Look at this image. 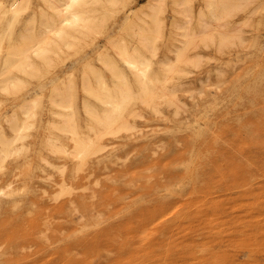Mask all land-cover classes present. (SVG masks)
Masks as SVG:
<instances>
[{"label":"rangeland","instance_id":"374dc122","mask_svg":"<svg viewBox=\"0 0 264 264\" xmlns=\"http://www.w3.org/2000/svg\"><path fill=\"white\" fill-rule=\"evenodd\" d=\"M258 1L250 7L252 12L248 19L242 20L240 13L232 20L234 23L231 21L230 26H241V34L245 36L242 44L222 50L215 49L214 45L197 47L191 54L198 61L196 67L183 66L182 74L171 80V87L176 85L178 111L164 104L158 106V114L138 108L131 137L111 138L110 141L106 138L104 143L110 147L105 146L98 155L99 165L92 166L93 162H90L82 167L83 171L77 172V176L85 175L87 181L81 180L83 189L73 190L70 196H60L56 183L60 175L65 177L70 173L71 162L54 156L44 146L48 135L57 138L62 145L70 144L67 137L57 135L49 128L55 118L49 112V95L60 80L72 74L79 95L78 117L80 124L85 126L88 121L80 109L82 102L86 99L91 106L99 107L82 95L80 76L87 70L85 63L103 72L97 55L110 50L108 39L103 36L96 40V46H84L77 52L62 55L61 63L52 67L49 74H43L42 79L26 81L22 77L21 94L19 92L15 97L0 95V111L7 116L17 113L22 118L20 107L36 96L39 107L45 108L44 113L37 110L20 154L7 158L0 173V187L4 191L7 188L3 186L8 180L19 187L25 182L23 191L20 187L18 193L33 201L28 199L27 203L23 199L24 202L9 209L14 213L23 211L31 217L38 215L41 220L37 219L36 227L39 230L26 232L28 227L22 228L24 225L19 219L18 222L13 216L7 219L4 225H8L3 226L1 235L4 234L0 236V264H13V261L14 264H264V84H261L264 83V0ZM149 3L152 1L125 0L123 12L115 14L108 22L109 41L122 37L134 46L135 39L124 30L126 20L138 25L144 24L142 20L148 22L145 14ZM202 4L203 0L193 2V23ZM171 8V0H167L165 11L160 15L165 35L158 49V58L162 59L172 56L166 46L171 43L170 36L173 37L172 23L180 21ZM247 123L248 127L244 126ZM246 128H250L251 134L245 131ZM198 131H203L195 144L200 156L190 162L187 159L189 142ZM6 134L10 135L9 130ZM213 137H218L217 143L212 141ZM168 150L174 151L172 155L176 160L168 158ZM181 159H184L183 163ZM185 164L192 166L193 175L183 176ZM24 172L31 174L27 176ZM69 198L72 203L67 201ZM28 216L25 218L30 220ZM16 244L27 247L24 252L11 249ZM8 247H11L10 256L2 254Z\"/></svg>","mask_w":264,"mask_h":264},{"label":"bare ground","instance_id":"6f19581e","mask_svg":"<svg viewBox=\"0 0 264 264\" xmlns=\"http://www.w3.org/2000/svg\"><path fill=\"white\" fill-rule=\"evenodd\" d=\"M151 1L152 3L148 4V12L147 14H145L146 17L148 18V22L142 20L144 24L138 25L133 22H128V20L130 19L126 20L124 30L128 31L133 36L136 42L134 46H130L129 44H127L124 38L120 36H119L120 38H116V39L114 38L109 41L110 35L107 34L109 27L108 25L109 20H111V18H113L115 14L118 13L120 14V12H123L125 0H0V95L12 96V97L17 96V94L21 91V89L24 86V81L22 77L26 78L25 79L26 81H28L27 79H31V80L39 79L42 77L43 74H46L49 72L50 69H53L52 67H55L56 65L61 63L62 55L64 56V54H67L70 51L77 52L79 48L84 46L95 45L96 40L103 36H105V38L108 39L107 43L109 44L110 50L108 52H100L97 55V60L103 72H99V69L96 70V68L94 69L93 66H92L93 68L90 67L89 66L90 63H88V65L85 63V65L87 66V68L85 69L87 70L86 71L82 70L83 73L82 76H80L81 78L80 91L82 95L86 98L92 99V101L96 102L99 107L96 109L93 105L91 106L88 102H85L86 99L82 102V104L80 105V109L82 110L81 112L84 113L88 121V123L85 126H82L79 121V117H78L79 95L77 96V86L76 83L74 82L73 77L71 76L72 74L66 77L65 79L60 77L63 80H60L58 86H54L52 88L51 93L49 95V105H50L49 112L55 116L54 118L55 120L54 119L52 120L53 121L52 124L51 125L48 124L49 128L50 130L54 131L57 135L67 137L70 142L69 146H66L65 144L62 145L57 138L51 137L49 135L46 137V140L44 142L45 148L50 153H52L54 156L58 158L68 160V162L70 161L72 164L71 167L72 171L70 168V173L65 177L63 176L61 177L60 175V180H58L59 182L56 183L59 185L58 194L60 196L61 195L70 196L73 190L84 187L83 186L84 184L82 183L81 180L85 179L86 177L85 175L77 176V172L85 168L84 166H87L86 165L87 163L90 164V162H93L92 166H94V164L97 165V163L100 160V157H98V155L102 153V150L104 149L105 146L110 147L109 145H106L104 143V140L106 138L108 139V141H110L109 139L111 138L115 139L120 137L121 138L131 137L130 135L132 134L133 130H135L134 119L136 116H138L137 113L138 108L140 107L147 108L150 109L152 113L158 114L159 113L158 106L164 104L165 106L174 107V109L178 111V105H176L178 103L177 101L178 99L176 96V91L174 89L175 88L174 86L176 85L172 86L173 87L172 88L171 85L173 83L171 80H173L176 77H179L182 74L183 66L190 65L196 67L198 61L194 60L191 54L192 53L194 54L195 52L194 49H196L197 47L198 48L199 46L208 47L209 45H214L216 47L215 49L222 50L223 48H226L230 45L242 44L244 42L245 36L243 37L241 34L242 29L239 28L241 26H239L240 25L239 24L238 27L236 26V28L232 27V25L230 26L231 21L234 19L236 15L240 13L242 15L241 16L242 20L248 19V17H250L249 16L250 13L252 12L251 6L257 0H203L202 8L198 6L201 9L198 10L199 12L197 13V17L195 18L194 23L192 22V18L194 16L192 15L194 0H171L172 8L170 10L179 15L180 21L176 20L172 23L171 27L173 31V37L171 38L170 36L171 43L169 44V46H166L167 51L171 53L172 56L170 57L165 56L164 59L158 58V49H159V43H163V39L165 38L163 24L160 15H162L163 14L162 12L165 11L167 0H151ZM232 22L234 23V21ZM186 70L187 69H185V71ZM58 80L59 79H57V81ZM251 80L254 81V79ZM257 80H259V78ZM261 84L264 83L262 82ZM253 94L251 95L252 96L256 95ZM35 98L36 99L27 101L21 107L19 106L21 117L23 116L22 118H20L17 113H16L17 115L13 113L11 115L8 114L9 116H7L0 111V173L1 171H3L2 168L3 167L5 168L4 162L6 161V159L9 157L18 156L20 154V151L23 149V139L27 136V131L35 122L36 116L38 114L37 110H40L41 113L42 112L44 113L43 109L45 108L42 107L40 108L39 107L40 101L37 99V96ZM38 107L40 109H38ZM140 110L141 109H139V111ZM245 125H247L248 127V123L244 124V126ZM250 128H252V126H250ZM249 129L246 128L245 131H248ZM6 130H9L10 135L6 134ZM203 130L205 131V129ZM202 132L203 131H201V133ZM249 132H251V130L248 131L247 133ZM254 132L256 133V131ZM201 133L199 131L195 132V134H193L194 135L193 140L189 142V147H188L189 152L187 159L190 162L199 159L200 154L195 149V144L197 142L196 140L199 139ZM201 137L203 136L201 135ZM212 141L217 143L218 137H213ZM172 153H174V151L168 150L166 155L168 156V158H172L176 160L175 156H173ZM226 155L229 156V154ZM92 157H94V161H91L93 159ZM112 157H109L110 160ZM230 157L233 158L234 156L233 157L230 156ZM103 159L107 161L106 158L103 157ZM182 160L184 159H181L180 162H182ZM103 163H105V161H103ZM61 167H63V165ZM191 167L192 166H189L187 164L184 165L183 176L193 175L192 173L194 172V169L192 172ZM63 170L64 169H62V171ZM113 172L115 173V171ZM24 174L28 176L31 173L24 172ZM108 175L106 176L108 177ZM93 180H96V178L94 177ZM8 181H6L7 184L3 186L4 188L5 187L7 188L6 191H4L2 187H0V236L4 234L3 232V234L1 235V231L3 229V226L6 225V224L4 225L5 221L9 219L11 216H13L14 219L16 220L19 219L20 221L19 223L25 226V227L22 226V228L28 227L29 229L27 228L26 232L28 230L31 233L35 229H38V227L36 226L38 225L37 222H39L37 221L39 216L33 215L34 217L33 216L31 217L28 216L29 214L24 215L23 211H18L17 213H14V211L11 212L9 209V207H14V208L17 207V203H19L20 201L24 202L23 199H26L25 201H28L29 198H24L22 195L18 193V191H20V187H22L25 182L22 183L19 187V186H13L12 184L13 181L10 182ZM86 184L87 183H85V185ZM34 185L35 184H33V186ZM23 187H22V191L24 189ZM38 190H40V188ZM98 195H100V193ZM90 196L92 197V195ZM71 198L66 200L68 202H71V200L73 199ZM29 200L32 199L30 198ZM27 203H29V201ZM25 216H28L31 219L28 220L25 218ZM152 216L154 217V215ZM153 217L151 219H154ZM16 222H18V220ZM85 227L86 226H84V228ZM12 228L14 229V226ZM109 228L111 230V227ZM77 230H79V228ZM138 230L141 232V229L138 228ZM125 232L129 234L127 230H125ZM9 237L11 239V235ZM129 237L131 238V236ZM25 246H26L25 244H16L15 247L11 246L12 248L11 247L10 248L15 249L16 251L20 250L24 252L23 250H25V248L27 247ZM10 248L9 247L6 248L2 254L7 253V255H9L8 251H10ZM19 256L18 259L20 258ZM22 259H24V256ZM14 263L15 262L13 261V264Z\"/></svg>","mask_w":264,"mask_h":264}]
</instances>
